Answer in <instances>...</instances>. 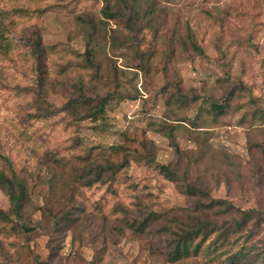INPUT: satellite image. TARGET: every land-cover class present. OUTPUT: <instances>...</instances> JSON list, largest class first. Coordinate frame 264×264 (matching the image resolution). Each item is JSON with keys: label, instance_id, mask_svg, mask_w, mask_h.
Wrapping results in <instances>:
<instances>
[{"label": "rangeland", "instance_id": "rangeland-1", "mask_svg": "<svg viewBox=\"0 0 264 264\" xmlns=\"http://www.w3.org/2000/svg\"><path fill=\"white\" fill-rule=\"evenodd\" d=\"M36 1L0 0V10L11 5L32 7ZM153 2L152 29L144 30V40L113 43L111 35L124 38V28L107 21V41L98 53V77L91 72L81 76L86 84L97 82L102 91L112 92L102 119L72 123L61 111L40 120L30 118V112L42 114L50 103L62 107L70 83L78 76L53 77L58 73L49 69L41 83L18 51L0 57V152L11 154L32 189L26 203V220L31 221L32 230L0 233V264H226V256L237 252L241 244L249 246L252 264H264V219L247 243L243 238L214 253L202 246L196 255L168 261L161 252V239L132 232L115 211L122 206L132 216L136 202L158 212L189 206L185 195L159 169L174 159L168 131L184 151L182 167L193 176L203 172L206 162L218 166L221 150L247 162V132L264 128V0ZM103 4L104 0H88L87 6L104 18L98 12ZM73 10L52 6L31 22L13 20L22 28L38 25L46 45L64 42L82 52L85 44ZM10 30L18 43L20 30ZM189 32L203 55L183 48ZM139 50H146V56ZM238 80L243 85L235 89ZM38 86H42L40 97ZM230 89L235 91L226 111L214 120L207 102L219 100ZM68 138L77 143L73 151L81 150L79 146L88 148L83 154L88 153L89 159L121 160L122 152L111 147L127 146L129 165L122 169L113 190L102 185L80 188L78 222L59 236L52 232V219L44 216L40 206L49 203L55 191L78 186L79 159H70L63 169L54 161L72 150ZM207 171L215 170L207 167ZM260 185L237 190L215 181L209 188L213 196L227 197L240 208L260 210L264 218V176ZM0 209L11 213L9 198L1 190ZM53 244L56 247L51 249Z\"/></svg>", "mask_w": 264, "mask_h": 264}, {"label": "trees", "instance_id": "trees-1", "mask_svg": "<svg viewBox=\"0 0 264 264\" xmlns=\"http://www.w3.org/2000/svg\"><path fill=\"white\" fill-rule=\"evenodd\" d=\"M50 2L51 0H37L32 7L11 5L0 10V57H9L13 51H18L21 59L29 61L31 69L37 74L41 83L44 81V74L49 75V69L58 73L51 72L53 77L65 78L70 74L78 76L75 77L74 82L70 83L68 100L62 104V107H56L50 103L43 109V115L32 111L29 114L30 118L40 120L42 117L61 111L68 117L65 116L68 122L72 123L85 118L102 119L111 91H102L97 82L86 84L81 76L85 72H91L98 77L100 66L98 53L101 45L107 41V21L111 20L124 28V38H119L115 33L111 35L113 43L121 39L126 43L138 40L137 44H140L145 37L144 30L152 29L154 2L153 0H104L103 6L98 11L104 18L98 17L94 10L88 8V0H53V4ZM52 6L74 9V18L79 25L85 44L84 51H74L64 42L46 45L42 42L41 29L38 25L31 23V29L22 28L19 21L13 20L15 17L16 20L26 19L31 22ZM78 10L82 11L76 14ZM10 28L15 31L20 30L18 43L11 38ZM133 35L140 37L133 39L135 37ZM182 46L185 51L191 53L198 55L204 53L190 32L182 41ZM139 54L142 57L146 56V50H139ZM242 85L241 80L236 81L235 89ZM27 89L32 92L30 87ZM41 89L42 86L38 90L39 97ZM235 89L227 91L226 95L219 100L207 102L208 112L214 120L226 111L227 101ZM35 102L31 108H34ZM166 134L170 139L174 159L160 164L159 169L185 195L190 202L189 206L158 212L145 210L146 208L140 202H136V212L132 216L124 210V207L118 206L115 211L120 213L121 222H124L125 226L134 233L161 239L163 242L161 252L168 261H177L196 255L202 246L214 253L224 251L243 238L247 243L249 237L254 235L261 226L264 219L262 212L253 208H240L227 197L213 196L209 184L223 181L227 188L237 190L249 185L261 186V179L264 176V128L253 127L247 132L249 162L243 163L235 155L221 150L217 152L218 166H214L212 162H206L203 172L193 176L187 167H182L184 151L179 147L174 135L169 131ZM68 140H70L68 149L72 150L65 151L59 158H54V161L63 169L70 159H79L82 167L78 186L64 187L61 191L54 190L56 194L49 203L40 206L44 216L52 219V232L59 236L78 222L76 207L80 188L102 185L113 190L120 182L122 169L129 165V154L125 151L127 146L111 147L113 151L122 152L121 160L113 161L109 157L89 159L88 153L83 154L88 148L79 146L81 150L73 151L77 148V143L71 138ZM40 141L33 142L39 144ZM64 148L67 147L64 146ZM149 158L154 159L151 155ZM207 167L215 171H207ZM208 175H210L209 180ZM0 190L8 196L11 211L7 213L0 209V233H29L32 226L31 221L26 220V203L32 197V189L23 172L17 170L11 154L4 152H0ZM57 243L55 241V244L59 245ZM55 244L51 245V249L56 247ZM245 245L241 244L237 252L227 255L226 264H252L249 246ZM262 249L264 259V244Z\"/></svg>", "mask_w": 264, "mask_h": 264}]
</instances>
